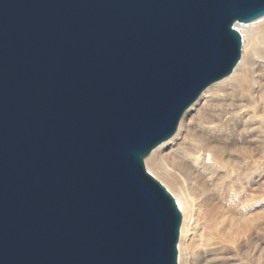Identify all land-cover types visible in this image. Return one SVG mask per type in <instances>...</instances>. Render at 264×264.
Returning a JSON list of instances; mask_svg holds the SVG:
<instances>
[{"label": "water", "instance_id": "95a60500", "mask_svg": "<svg viewBox=\"0 0 264 264\" xmlns=\"http://www.w3.org/2000/svg\"><path fill=\"white\" fill-rule=\"evenodd\" d=\"M264 0H0V264H177L144 158L241 56Z\"/></svg>", "mask_w": 264, "mask_h": 264}, {"label": "bare ground", "instance_id": "6f19581e", "mask_svg": "<svg viewBox=\"0 0 264 264\" xmlns=\"http://www.w3.org/2000/svg\"><path fill=\"white\" fill-rule=\"evenodd\" d=\"M241 56L144 158L181 213L177 264H264V16Z\"/></svg>", "mask_w": 264, "mask_h": 264}, {"label": "rangeland", "instance_id": "374dc122", "mask_svg": "<svg viewBox=\"0 0 264 264\" xmlns=\"http://www.w3.org/2000/svg\"><path fill=\"white\" fill-rule=\"evenodd\" d=\"M145 164V163H144ZM145 168H146V166H145ZM147 170V169H146Z\"/></svg>", "mask_w": 264, "mask_h": 264}]
</instances>
